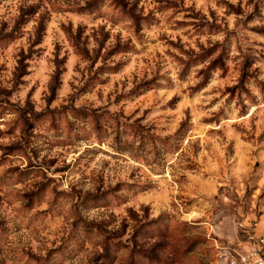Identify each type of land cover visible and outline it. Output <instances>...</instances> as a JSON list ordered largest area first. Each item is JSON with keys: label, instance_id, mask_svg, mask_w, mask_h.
I'll return each instance as SVG.
<instances>
[{"label": "rangeland", "instance_id": "rangeland-1", "mask_svg": "<svg viewBox=\"0 0 264 264\" xmlns=\"http://www.w3.org/2000/svg\"><path fill=\"white\" fill-rule=\"evenodd\" d=\"M254 251L264 0H0V264Z\"/></svg>", "mask_w": 264, "mask_h": 264}, {"label": "built area", "instance_id": "built-area-1", "mask_svg": "<svg viewBox=\"0 0 264 264\" xmlns=\"http://www.w3.org/2000/svg\"><path fill=\"white\" fill-rule=\"evenodd\" d=\"M232 264H264V255L254 252H247L246 254H239L236 261H232Z\"/></svg>", "mask_w": 264, "mask_h": 264}]
</instances>
